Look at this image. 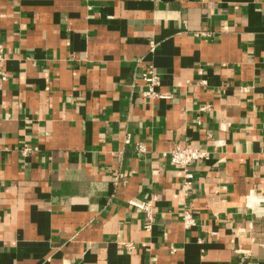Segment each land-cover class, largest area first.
<instances>
[{
  "label": "crops",
  "instance_id": "obj_1",
  "mask_svg": "<svg viewBox=\"0 0 264 264\" xmlns=\"http://www.w3.org/2000/svg\"><path fill=\"white\" fill-rule=\"evenodd\" d=\"M0 43V264H264V0H0Z\"/></svg>",
  "mask_w": 264,
  "mask_h": 264
},
{
  "label": "built area",
  "instance_id": "obj_2",
  "mask_svg": "<svg viewBox=\"0 0 264 264\" xmlns=\"http://www.w3.org/2000/svg\"><path fill=\"white\" fill-rule=\"evenodd\" d=\"M5 62V48L4 45L0 43V83L6 82L8 80V75L4 70ZM143 76L145 83V91L143 92L144 98L162 100L170 99L169 95L160 91L161 79L159 75L154 71V69L149 68ZM208 109V106H202L200 108V112L207 111ZM137 151L140 154L146 153L145 145L141 143L137 144ZM30 152L31 150L29 147L25 146L22 149L23 155H27ZM168 156L170 165L175 169L183 171L184 174L181 190L184 193L185 197L190 198L195 187V175L192 168L193 164L200 161H207L210 157V154L200 149L199 147L175 145ZM117 177L120 178L121 175H118ZM156 203L157 199L155 197L148 198L142 203H130L133 207L139 209L144 214L145 220L147 222L146 229L149 231L153 229L157 221ZM178 217L183 223V226L186 230L195 227L197 224L196 219L194 218L191 210L188 207H186L181 213H179ZM171 251L172 253H174L175 249L171 248Z\"/></svg>",
  "mask_w": 264,
  "mask_h": 264
}]
</instances>
